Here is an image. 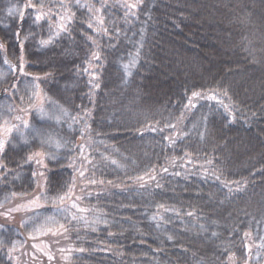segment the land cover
<instances>
[{
  "label": "trees",
  "instance_id": "16d2710c",
  "mask_svg": "<svg viewBox=\"0 0 264 264\" xmlns=\"http://www.w3.org/2000/svg\"><path fill=\"white\" fill-rule=\"evenodd\" d=\"M88 2L91 7L100 2L107 9L101 12L104 22H96L93 12L81 18L60 11V22L66 27L57 48L63 51L72 42L69 38L74 37L76 51L70 57L53 55L47 59L70 64L64 79L75 74L78 84L68 102L91 128L94 120L108 110L104 102L109 93L104 91L107 86L103 74L112 59L106 56L105 46L113 41L118 47L121 45L120 38L114 39L112 28L124 29L129 17L144 10L146 0ZM42 9L52 16L51 22L57 20L51 4ZM90 25L96 26L95 30ZM150 27L135 87L124 91L126 100L121 104L124 106L131 97L138 100L132 108L127 107L125 123L99 129L137 161L140 169L150 170L136 177L105 179L82 160L74 172V197L68 200L77 208L71 214L89 216L83 211V201L90 199L111 215L124 219L137 218L131 214L132 208L124 209L126 205L141 209L149 201L162 204L155 209L160 221L168 203L179 206L178 215L186 218L218 219L210 205L217 207L219 203L237 213H252L247 206L264 193V0H157ZM78 28L81 34L75 37L74 30ZM98 31L102 38L97 37ZM204 120L207 136L203 143L188 144L183 134L189 124ZM56 172L59 170L53 169L47 175L53 179ZM198 184L200 196L195 193ZM223 211L226 213L224 208L220 210ZM224 213L219 219L225 232L240 230L242 217L236 214L226 219ZM11 222L6 219V223ZM58 231L36 241L55 249L52 254L48 251L51 256H45L39 246L29 242L22 256L24 263L137 264L149 251L168 257L175 264L176 258L185 254L183 250L193 257L202 254L187 243L166 248L139 236L121 237L110 229L102 238L79 225ZM81 235L90 248L81 255L84 260L76 258V254L65 258L59 249L60 241L71 243ZM181 248L184 249L180 251ZM236 259L231 252L226 261L236 264Z\"/></svg>",
  "mask_w": 264,
  "mask_h": 264
},
{
  "label": "rangeland",
  "instance_id": "374dc122",
  "mask_svg": "<svg viewBox=\"0 0 264 264\" xmlns=\"http://www.w3.org/2000/svg\"><path fill=\"white\" fill-rule=\"evenodd\" d=\"M156 1L146 0L144 10L129 17L128 24H122H127L124 29L112 28L114 39L120 38L121 45L118 47L113 41L105 46L106 56L112 59L103 74L107 86L104 91L109 93L104 102L108 110L101 118H96L90 128L68 102L78 84L75 74L71 79L70 76L64 79L70 64L64 60L48 62L47 58L70 57L76 51L72 44L74 37L69 38L72 42L63 51L57 48L66 27L60 22L63 18H59L60 11L69 17L78 14L81 18L93 12L96 22H104L102 13L107 9L100 2L91 7L88 0H0V217L5 220L0 222V264H26L22 256L29 242L34 247L39 246L45 256H51L55 249L36 241L76 225L100 238L110 229L121 237L128 234L130 239H136L139 236L166 248H175V243H187L202 253L193 257L181 248L179 250L185 254L176 258L175 264H233L231 260L226 261L231 252L236 255V264H264V193L247 206L252 210L248 214L237 213L232 207L226 209L223 203L217 207L211 204L212 211L217 212L218 219L214 220L179 216L180 207L168 203L160 221L155 209L162 204L156 201L147 202L141 209L126 205L124 209L132 208L131 214L137 217L133 219L120 215L117 218L91 199L83 201V211L89 216L71 214L77 208L68 200L74 197V172L82 160L105 179L131 178L150 170L140 169L137 161L99 129L125 123L127 107L132 108L138 100V97L135 100L127 97V103L121 104L126 100L124 91L135 87L141 53L149 32L151 34L150 21ZM48 4L57 17L52 22V16L42 9ZM77 34H81L79 28L74 30L75 37ZM97 37L102 38L101 32L98 31ZM55 49L57 51H53ZM195 123L191 122L183 134L193 146L202 144L207 136L205 120ZM86 134L92 136L87 138ZM144 145L147 147L148 143ZM53 169H58L59 173L50 179L47 172ZM200 186L198 184L195 190L197 196H200ZM92 206L98 208L93 210ZM222 208L226 219L236 214L242 217L240 230L232 231L236 233L223 229L222 219H219ZM118 209L123 211V206ZM6 219L12 222L6 223ZM85 244L81 235L71 243L60 241L59 249L63 250L65 258L76 254L82 261L84 250L90 249ZM146 252L137 264H173L168 257Z\"/></svg>",
  "mask_w": 264,
  "mask_h": 264
},
{
  "label": "snow or ice",
  "instance_id": "6c2138e0",
  "mask_svg": "<svg viewBox=\"0 0 264 264\" xmlns=\"http://www.w3.org/2000/svg\"><path fill=\"white\" fill-rule=\"evenodd\" d=\"M129 7H134V5H129ZM37 19H39V17H37ZM91 26V25H90ZM43 43H47V42H43ZM96 59H99V57H96ZM193 95H198V93H193ZM0 147H2V145H0ZM60 199H63V197H60Z\"/></svg>",
  "mask_w": 264,
  "mask_h": 264
},
{
  "label": "bare ground",
  "instance_id": "6f19581e",
  "mask_svg": "<svg viewBox=\"0 0 264 264\" xmlns=\"http://www.w3.org/2000/svg\"><path fill=\"white\" fill-rule=\"evenodd\" d=\"M48 116V115H47Z\"/></svg>",
  "mask_w": 264,
  "mask_h": 264
}]
</instances>
